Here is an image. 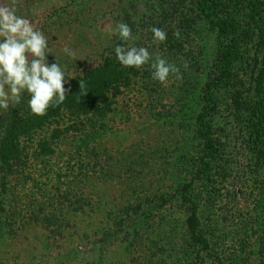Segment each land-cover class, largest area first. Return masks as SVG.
I'll return each instance as SVG.
<instances>
[{"label": "trees", "instance_id": "1", "mask_svg": "<svg viewBox=\"0 0 264 264\" xmlns=\"http://www.w3.org/2000/svg\"><path fill=\"white\" fill-rule=\"evenodd\" d=\"M100 2L71 0L56 9L54 16L61 20L53 24L79 23V29L95 33L98 22L116 12L111 5L92 10ZM140 5L129 0L115 19L122 18L132 29L135 46L147 48L153 57L159 53L178 59L183 42L193 44L195 34L210 35L211 64H205L206 49L193 52L190 65L197 70L184 71V85L178 87L181 99L196 102L198 108L189 111L186 102L163 115L158 110L165 95L161 83L152 79L150 64L139 69L120 64L114 51L122 43L118 35L94 47L97 59L90 65L58 60L66 75L62 105L35 116L24 92L18 105L0 109V264H19L21 257L36 264H114L105 251L116 242L125 244L127 255L138 244H151L147 250L158 251L147 264H233L216 249L220 219L210 222L208 235L202 217L203 203L216 209L220 186L232 176L223 158L228 145L222 133L229 130L221 121L226 118L223 105L239 124L249 151L247 169L258 195L254 224L262 232L249 244V223L240 242L243 257L234 264H264V0H154L145 5L146 14ZM151 27L167 33L164 43H153ZM143 31L145 39L140 38ZM47 61L57 63L55 55L48 54ZM202 68L209 69L203 84L201 74L196 77ZM80 80L87 85L86 96L79 94ZM136 94L142 96L139 108L156 121L170 115L172 125L183 127L181 138L176 136L180 154L173 155L172 164L163 162L149 185V159L164 161V155L146 152L138 142L116 159L104 143L115 117L123 113L129 120L126 98ZM101 184L129 193L119 195L121 202L116 203L119 199L108 196ZM173 210L186 215L182 224L162 216ZM55 247L60 253L52 254Z\"/></svg>", "mask_w": 264, "mask_h": 264}, {"label": "rangeland", "instance_id": "2", "mask_svg": "<svg viewBox=\"0 0 264 264\" xmlns=\"http://www.w3.org/2000/svg\"><path fill=\"white\" fill-rule=\"evenodd\" d=\"M70 1L71 0H19L17 14L22 15L23 12V16L28 18L37 30L44 33L49 48L52 49V53H50L49 56L55 55L57 60L63 59L71 62L73 59L65 55L63 52V48L68 47L76 52V59L74 60L76 65H78L81 60H84L86 64L90 65L97 59L95 55H93L95 53L94 47H99L100 45L107 43L109 36L115 37V35H118L115 32L109 33L107 29L109 26L112 29H115L116 25L122 21V18L115 19L119 14L117 13V10L118 8L120 10L121 6L126 4L129 0H101L100 4L97 3L94 5L92 10L96 9V11H101L107 5H111V9L116 10L112 17H103L98 22L97 31L95 33L88 29H86L87 32H85L84 29H79L81 27L79 26V23H74L70 26L67 24H53L54 20H61L54 16L56 9L66 6ZM139 1L141 3L139 6L140 10L142 13L145 11L146 14L147 8L145 5L152 4L154 0ZM180 31L183 33L184 29L181 28ZM145 36H147V32L143 31L142 37L140 38L145 39ZM209 37L210 35L206 34V36L204 35V37L199 38L198 34H195L192 36V39L195 40L193 44H185V42H183V49L178 52V59H174V56L172 55H165L163 58L169 63L176 64L181 70V75H183L182 73L184 71L187 72L188 70L190 71V69L197 70L196 66L190 65L191 57L189 55H195L194 53H199L201 50L206 49L209 56L205 59V64L209 61L210 65L214 50L212 40ZM185 63L188 65L187 68L184 67ZM203 70L204 68L198 71L196 75L197 77L198 74H201L200 82H202V84L206 81L209 73V69L205 72H203ZM183 82L184 80L182 81V79L177 80L170 76L166 84H161V88L165 92V95H163L162 105L158 107V110L164 113L163 115H165L166 111L172 109V107L176 106L178 109H181L186 102H188L190 107L188 108L189 111L192 109L191 106L195 110L198 108L196 102L192 105L189 100L181 99L178 87H182L184 85ZM141 97L142 96L139 94H136V96L130 95V97L126 98L129 105L128 110L131 113L130 118L127 120L128 116L123 113H120L115 117L114 121L111 123V127L114 129L112 133H109V137L104 140V143L110 145L112 155H114L116 159L121 158L123 152H131L133 149L131 147L134 143L138 142L142 144L141 148L146 152L152 153L154 151L155 153L159 152L160 155H164V161L159 158L156 160L149 159L150 168L145 171V182L146 185H149L150 179H154V172L160 169L163 162V166H166L167 163L172 164L174 159L173 155H176L175 158H177L178 154H180L176 153V147L181 139L176 138V136L178 135L181 138L180 133L183 131V127H178L179 124L172 125L171 118H169L170 115L161 122L156 121V118L150 116L149 111L145 110L144 112L142 108H139ZM179 99H181V101ZM222 116L226 118H222L221 121L224 120L223 122L228 124L229 129L222 133V135L225 136L223 139L228 145L226 146V153L223 158L227 160V165L232 167V176L229 175L227 183L220 186L222 193L215 199V201H217L216 209L212 208L214 206L209 202L203 203L202 217L208 235L210 222L213 219H220L221 227L219 228L221 229H219V232L215 233V241L217 242L216 249L220 254V257L225 259L224 261L230 259L231 262L233 259L234 264L235 259L238 261L243 257L241 252L242 244L240 242L243 238L247 237L243 231H245L246 227L250 226L249 223H253V226H250L251 228L249 227V229H251V232L248 233V236L251 234L249 244L260 239L262 232H259L254 224V219L256 218H254L255 213H253V210L256 207V198L258 199V195L256 193V195L253 194L254 192L252 188L254 187V184L252 183L247 169V165L250 162V155L249 151L244 146V136L240 132L239 124L233 119L231 111L226 108V105H223ZM219 134L221 135V133ZM159 153L157 155H159ZM117 185L120 186L121 184L117 183ZM100 189L108 192V196L110 197L116 196L119 199L116 203H119V201L121 202L119 195L123 192L129 193V190H125V188L122 187L115 188L113 184L110 186L101 184ZM236 191H239V194H236ZM262 203L264 204V201ZM262 212L264 213V209ZM163 214L164 215L162 216H165L167 220H177L179 224H182L184 216L186 217V215L179 210H173L170 213L164 212ZM150 245L144 246L143 244H138L137 248L134 249V253L127 255L125 244L116 242L105 251V254L107 255L105 257L112 259L114 264H147V258L150 257L151 259H155V253L158 251L155 247L150 248L151 250L148 248L150 251V255L148 256L146 254L148 253L147 247ZM144 250L147 252L145 253ZM65 251L62 250L61 252L64 253ZM34 253L37 254V251H34ZM58 253H60V250L55 247V252L52 254ZM206 261V264H215L210 260ZM19 264H36V262L21 257Z\"/></svg>", "mask_w": 264, "mask_h": 264}, {"label": "clouds", "instance_id": "3", "mask_svg": "<svg viewBox=\"0 0 264 264\" xmlns=\"http://www.w3.org/2000/svg\"><path fill=\"white\" fill-rule=\"evenodd\" d=\"M19 0H0V109L18 105L21 96L27 92L30 96L28 106L33 115L43 117L49 107H59L65 102L67 90L65 72L60 63L49 65L48 54L52 49L42 31L37 30L25 16L18 15ZM109 33L118 34L121 44L114 49L120 64L128 68H142L150 64L152 79L166 84L171 77L182 79L180 68L169 63L157 53L154 57L147 48L137 47L135 37L127 23L120 22L115 29L110 26ZM153 34V43L160 45L167 39V33L158 27L149 29ZM174 36L180 38L176 29ZM65 55L73 60L76 52L63 48ZM187 68V63L184 64ZM79 94L86 96L88 88L83 80L79 81Z\"/></svg>", "mask_w": 264, "mask_h": 264}]
</instances>
